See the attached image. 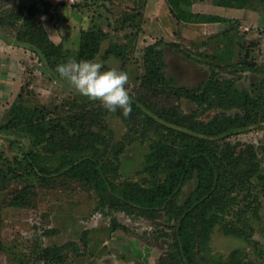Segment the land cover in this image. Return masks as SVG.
I'll use <instances>...</instances> for the list:
<instances>
[{
    "label": "rangeland",
    "instance_id": "obj_1",
    "mask_svg": "<svg viewBox=\"0 0 264 264\" xmlns=\"http://www.w3.org/2000/svg\"><path fill=\"white\" fill-rule=\"evenodd\" d=\"M49 2L0 0V14L36 5L39 19L46 21L50 37L63 44L69 59L77 56L82 31L102 29L105 37L94 61L104 65L102 70L115 67L128 72L126 87L136 96L146 94L141 85L145 47L161 38L182 45L165 46L168 87L202 89L213 77L254 98L264 95V18L257 24L246 20L248 16L264 17V5L259 2L236 9L220 6L216 0H195L194 12L220 14L232 22L181 24L166 0ZM15 41V28L0 24V150L7 158V164L0 159V167L9 170L7 185L0 190V264H164L160 256L172 250L173 221L165 216L151 220L145 214L99 205L96 188L64 174L43 177L30 173L25 151L46 148L36 144L27 131L8 123L13 106L29 116L32 111L36 117L43 113L48 119L59 120L61 123L54 128L58 134L49 145L52 154L72 151L84 141V137L73 141L68 135L89 129L101 131L107 135L101 161L109 166V175L124 186L149 177L143 172L142 162L150 141L158 137L156 129L142 127L139 118L131 115L126 122L122 110L110 113L100 102L80 95L67 79L52 75L34 51L25 46L18 49ZM111 47L116 48L115 55L106 54ZM146 95L155 105L174 104L177 111L186 113L202 111L199 113L205 120L221 113H244L239 107L207 108L206 104L160 91L147 90ZM49 128L53 130L51 124ZM217 144L231 146L237 152L254 149L264 175V125ZM119 149L122 155L117 160ZM119 161L121 175L114 177L111 167L118 166ZM196 183L193 179L183 187L180 204ZM253 183L252 194L239 192L234 210L222 216L224 223L241 229L243 236L230 235L218 224L209 246L197 250L202 264H229L230 257L242 263L264 264V177L255 176ZM25 190L24 202L6 205ZM254 196L260 201L259 216L251 209L241 213L240 209ZM45 253L50 255L48 259ZM58 255L63 259L59 261Z\"/></svg>",
    "mask_w": 264,
    "mask_h": 264
},
{
    "label": "trees",
    "instance_id": "obj_2",
    "mask_svg": "<svg viewBox=\"0 0 264 264\" xmlns=\"http://www.w3.org/2000/svg\"><path fill=\"white\" fill-rule=\"evenodd\" d=\"M194 1L166 0L178 24L232 22L231 18L220 14L194 12ZM216 1L220 6L232 8H245L252 2L264 4V0ZM0 24L15 28V43L34 51L50 73L58 79L61 78L55 69L58 64L68 61V52L61 42H55L50 37L44 22L38 17L36 5L30 4L22 10L9 13L2 12ZM17 24L19 26H16ZM104 37L105 32L102 29L91 28L82 31L79 51L74 59L95 60ZM167 45L178 48L182 46L180 42H168L161 38L145 47V72L141 77V85L146 94L147 90L160 91L173 94L179 99H191L202 106L206 104L207 108L239 107L244 113H221L205 120L201 118L202 111H177L173 107L174 104L155 105L146 94L136 96L130 92L133 100L131 116L138 117L142 127L155 128L158 134L157 139L150 141L149 151L142 162L143 172L149 177L129 181L125 186L118 184L109 175V166L101 161L106 153L102 145H105L107 139V135L101 131L89 129V132L79 135H68L73 141L77 137H84V141L73 146L72 151L52 154L49 145L58 134L54 129L61 123L58 119L57 122L54 117L48 119L43 113L36 117L32 111L29 116L25 111L17 110L13 106L8 125L27 131L34 137L36 144L46 148L44 151H25L30 173L43 177L60 173L82 182L83 185L92 186L99 193V205H108L129 214H145L151 220L165 216L174 222L172 250L161 255L160 262L202 264L198 259L197 250L209 246L211 235L218 224L230 235L243 236L241 229L228 226L222 216L234 210L238 204L239 192L252 194L255 176L264 175L260 173L261 165L254 149L237 152L231 146L221 147L217 143L232 135L264 125V95L254 98L248 92L232 88L213 77L209 78L202 89L177 85L168 87L169 78L165 72ZM110 49L106 54L117 53L116 48ZM123 118L126 122L129 121V117ZM50 124L53 130L49 128ZM78 126L83 127L82 124ZM61 127L66 129L64 124H61ZM107 143L109 144V140ZM121 155L122 151L119 149L117 160L118 157L121 159ZM0 159L7 164L6 155L1 150ZM118 166L111 167L114 177L121 175L120 161ZM193 179L197 180L194 190L180 204L179 197L183 187ZM8 180L9 170L0 167V190L7 185ZM27 192L25 190L15 196L6 205L21 204L26 199ZM258 203L260 201L257 196L249 198L245 207L240 209L241 213H247L251 209L259 216ZM2 206L0 204V211ZM43 256L45 259L50 257L48 253ZM58 256L59 261L63 259L62 255ZM230 258L229 264L250 262L242 263Z\"/></svg>",
    "mask_w": 264,
    "mask_h": 264
},
{
    "label": "clouds",
    "instance_id": "obj_3",
    "mask_svg": "<svg viewBox=\"0 0 264 264\" xmlns=\"http://www.w3.org/2000/svg\"><path fill=\"white\" fill-rule=\"evenodd\" d=\"M104 65L94 60L68 59L56 66L55 71L67 79L75 91L92 101L100 102L110 113L118 109L128 117L132 113V96L126 85L129 74L118 68L102 70Z\"/></svg>",
    "mask_w": 264,
    "mask_h": 264
},
{
    "label": "crops",
    "instance_id": "obj_4",
    "mask_svg": "<svg viewBox=\"0 0 264 264\" xmlns=\"http://www.w3.org/2000/svg\"><path fill=\"white\" fill-rule=\"evenodd\" d=\"M43 1H48L49 2V0H43ZM53 3H54V0H51ZM49 4H51L50 2H49ZM52 5V4H51ZM264 5V4H263ZM237 9V8H236ZM248 16V15H247ZM246 15H245V17H247ZM245 17H243V18H245ZM264 17H257V18H255V19H253V18H251L250 16H248L247 18H246V20L248 21H250V24H252V23H255V24H257V23H259V22H261V20L263 19ZM261 19V20H260ZM56 20V19H55ZM44 24L45 25H47V23H46V21L44 20ZM17 48L18 49H20V48H22V46H19V45H17Z\"/></svg>",
    "mask_w": 264,
    "mask_h": 264
}]
</instances>
